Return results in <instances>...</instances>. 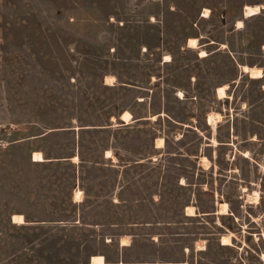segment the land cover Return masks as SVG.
<instances>
[{
    "label": "rangeland",
    "instance_id": "obj_1",
    "mask_svg": "<svg viewBox=\"0 0 264 264\" xmlns=\"http://www.w3.org/2000/svg\"><path fill=\"white\" fill-rule=\"evenodd\" d=\"M252 4L0 0V264H264Z\"/></svg>",
    "mask_w": 264,
    "mask_h": 264
},
{
    "label": "bare ground",
    "instance_id": "obj_2",
    "mask_svg": "<svg viewBox=\"0 0 264 264\" xmlns=\"http://www.w3.org/2000/svg\"><path fill=\"white\" fill-rule=\"evenodd\" d=\"M263 8H264V4L245 5V11L244 12H245L246 16L255 15V14L260 13ZM204 13H206V11H204ZM242 23L243 22L241 20H239V24L242 25ZM206 54L207 53L205 51H202L200 56H205ZM244 67H245V69H247V66H244ZM219 92H220V94H225V87L220 86ZM210 118H212V117H210ZM223 208H224V206H223ZM14 219L16 221L24 220V218L21 214L20 215L15 214ZM92 263L93 264H105L106 260H105V257L103 255L98 254V255L93 256Z\"/></svg>",
    "mask_w": 264,
    "mask_h": 264
},
{
    "label": "crops",
    "instance_id": "obj_3",
    "mask_svg": "<svg viewBox=\"0 0 264 264\" xmlns=\"http://www.w3.org/2000/svg\"><path fill=\"white\" fill-rule=\"evenodd\" d=\"M253 5V4H252ZM246 17V16H245ZM190 37H188V39H189ZM195 38H197L198 39V43H199V40H200V38H198V37H195ZM188 39H187V41H188ZM187 41H186V46H187ZM200 44V43H199ZM188 47V46H187Z\"/></svg>",
    "mask_w": 264,
    "mask_h": 264
}]
</instances>
